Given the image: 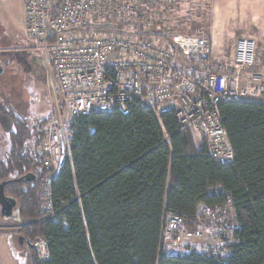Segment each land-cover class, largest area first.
I'll use <instances>...</instances> for the list:
<instances>
[{"label":"trees","instance_id":"trees-1","mask_svg":"<svg viewBox=\"0 0 264 264\" xmlns=\"http://www.w3.org/2000/svg\"><path fill=\"white\" fill-rule=\"evenodd\" d=\"M220 111L234 152L229 163L208 152L205 137L179 130L173 111L163 113L162 123L138 104L126 114L74 115L64 161L50 181L49 210L41 203L51 173L46 153L42 145L34 158L25 152L32 134L10 113L14 129L0 181L12 180L6 193L18 202L29 264H264V103L226 101ZM228 204L233 225L219 247L188 242L176 252L160 235L166 215H181L193 228ZM40 236L48 242L46 260L33 252Z\"/></svg>","mask_w":264,"mask_h":264},{"label":"built area","instance_id":"built-area-1","mask_svg":"<svg viewBox=\"0 0 264 264\" xmlns=\"http://www.w3.org/2000/svg\"><path fill=\"white\" fill-rule=\"evenodd\" d=\"M179 0H26L25 34L47 60L55 112L46 125L44 165L50 181L67 151V121L92 111L128 113L137 104L160 123L173 111L179 130L207 139L208 152L223 163L234 160L220 111L226 101L264 103L263 74L250 70L258 52L251 37L239 38L232 57L213 55L209 35L180 32ZM181 57L188 62H181ZM169 136L165 134L164 142ZM41 191L43 209L52 208L51 185ZM234 218L233 208L226 207ZM55 211L52 209L50 215ZM210 212L204 222L208 223ZM181 215L163 218L161 235L173 248L201 239V228H186ZM229 231L220 233L227 239ZM41 260L49 257L47 239L33 241Z\"/></svg>","mask_w":264,"mask_h":264},{"label":"rangeland","instance_id":"rangeland-1","mask_svg":"<svg viewBox=\"0 0 264 264\" xmlns=\"http://www.w3.org/2000/svg\"><path fill=\"white\" fill-rule=\"evenodd\" d=\"M211 1L179 0L177 14L172 13L169 22L176 18V27L180 32L208 35ZM9 6L12 12L14 35L7 37L6 41L14 48L15 75L18 80L12 84L10 80L5 77L3 79L0 75V163L7 162L11 149L10 133L14 129V122L10 113L23 119L29 127L32 135L25 142V152L34 158L38 148L41 149V145L43 148L44 144V136L42 138L40 133L46 131L47 120L51 119L55 112V95L52 92L53 73L49 70L46 57L33 48L25 34L26 0H9ZM9 52L13 53L12 50ZM0 58L2 61H8V56L2 55ZM180 60L188 62L182 57ZM250 70L263 74L264 79V52L258 54L257 61ZM50 178V174L46 175L41 191L49 184ZM232 220L229 209L210 211L208 223L201 220V224L197 226L204 232L201 239L186 240L181 246L171 249L183 252L188 242L196 249H201L203 246L219 247L228 241L221 239L220 233L224 230L229 231L228 227L233 225L230 223ZM17 224V220L6 219L0 213V264H29L27 241L23 239L21 243ZM16 225L17 227H12Z\"/></svg>","mask_w":264,"mask_h":264},{"label":"crops","instance_id":"crops-1","mask_svg":"<svg viewBox=\"0 0 264 264\" xmlns=\"http://www.w3.org/2000/svg\"><path fill=\"white\" fill-rule=\"evenodd\" d=\"M208 32L216 57H232L239 38L251 37L260 45L264 39V0H212Z\"/></svg>","mask_w":264,"mask_h":264},{"label":"flooded vegetation","instance_id":"flooded-vegetation-1","mask_svg":"<svg viewBox=\"0 0 264 264\" xmlns=\"http://www.w3.org/2000/svg\"><path fill=\"white\" fill-rule=\"evenodd\" d=\"M12 22L9 0H0V56H8L7 62L2 61L0 58V75L3 79L5 77L14 84L15 81L18 80L15 75L14 48L9 46L8 41H6L7 37H12L14 35L12 31ZM10 50H12L13 53H10ZM8 52L10 54H8Z\"/></svg>","mask_w":264,"mask_h":264},{"label":"water","instance_id":"water-1","mask_svg":"<svg viewBox=\"0 0 264 264\" xmlns=\"http://www.w3.org/2000/svg\"><path fill=\"white\" fill-rule=\"evenodd\" d=\"M35 175H28V178H34ZM20 179H23L20 178ZM11 179L0 181V213L6 219H16L20 221L19 207L16 198L6 193V187L11 182ZM20 241L23 242V236L20 235Z\"/></svg>","mask_w":264,"mask_h":264},{"label":"bare ground","instance_id":"bare-ground-1","mask_svg":"<svg viewBox=\"0 0 264 264\" xmlns=\"http://www.w3.org/2000/svg\"><path fill=\"white\" fill-rule=\"evenodd\" d=\"M163 122V121H162ZM47 168V167H46ZM219 209V208H218ZM213 210H214V208H213ZM220 210V209H219ZM56 211V210H55ZM47 213H49V212H47ZM205 213V212H204ZM50 214V213H49ZM48 214V215H49ZM167 216V215H166ZM185 219V218H184ZM186 221V220H185ZM186 226V225H185ZM193 228H194V226H192ZM161 235V234H160ZM166 246H167V244H166Z\"/></svg>","mask_w":264,"mask_h":264}]
</instances>
